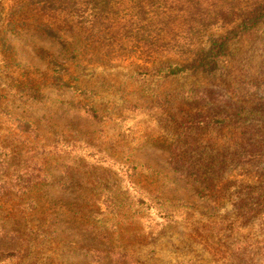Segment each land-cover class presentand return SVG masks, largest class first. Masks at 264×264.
<instances>
[{"label": "rangeland", "instance_id": "374dc122", "mask_svg": "<svg viewBox=\"0 0 264 264\" xmlns=\"http://www.w3.org/2000/svg\"><path fill=\"white\" fill-rule=\"evenodd\" d=\"M23 3L0 0L14 53L0 56V264H264V18L190 36L178 17L156 62L100 47L74 60L32 23L14 28ZM45 51L70 86L50 85ZM27 78L38 99L15 94ZM21 175L48 180L23 191Z\"/></svg>", "mask_w": 264, "mask_h": 264}, {"label": "trees", "instance_id": "16d2710c", "mask_svg": "<svg viewBox=\"0 0 264 264\" xmlns=\"http://www.w3.org/2000/svg\"><path fill=\"white\" fill-rule=\"evenodd\" d=\"M122 1L128 4L127 7L118 8L117 6ZM18 14L22 17L20 24L11 22L15 29L32 23L39 34L56 42L61 53L67 58L77 60L90 48L100 47L104 49L102 50L104 56L115 52L122 54L138 51V56L146 53L145 61L154 59L153 61L156 62L155 54H158V50L160 49L161 52V48L165 45H171L173 38L171 32L175 27L171 25L168 27V24L174 19L178 17L184 19L185 26H182V34L190 36L198 31L203 32L218 21L236 20L238 21L237 26L248 28L264 18V0H85L83 5H79L75 0H24ZM43 19H52L53 22L49 23ZM121 19L126 20V26H131V32L118 33ZM145 27L149 30L147 37H144L142 32ZM166 30L171 37H166V35L162 37V32ZM67 34L74 37L80 35V40L69 41L64 38ZM133 34L136 38L132 39L133 43L131 42L129 50L121 44L119 48H114L117 43L127 42ZM147 39L150 48L144 50L143 45ZM1 46L2 61L6 65L10 64L14 56L13 47L3 38ZM45 54L52 71L49 76L50 85L70 86L64 78L68 72L67 65L59 62L55 55L48 52ZM198 64L199 59L193 60L191 64L161 60L149 69L144 67L143 72L149 76L167 77L182 73L185 69ZM33 81L31 78L17 81V84H13L17 88L13 87V90H16L15 94L38 99V88L33 85ZM4 96L6 95L1 94L0 97ZM0 108L4 107L0 105ZM92 167L96 168L97 165H92ZM80 168L82 167H78V171ZM35 177L21 175L20 178L18 177L16 189L25 191L42 186L48 180L47 177L39 175ZM6 186V183L2 185L0 180V191ZM90 230L94 232L92 228Z\"/></svg>", "mask_w": 264, "mask_h": 264}]
</instances>
